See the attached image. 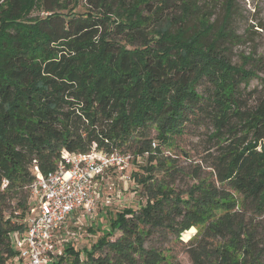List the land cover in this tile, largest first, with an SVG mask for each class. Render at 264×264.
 <instances>
[{
  "label": "trees",
  "instance_id": "1",
  "mask_svg": "<svg viewBox=\"0 0 264 264\" xmlns=\"http://www.w3.org/2000/svg\"><path fill=\"white\" fill-rule=\"evenodd\" d=\"M80 1L0 0V264L21 261L34 166L92 147L144 156L131 174L144 203L117 209L81 250L72 233L92 227L75 212L50 264H160L154 231L202 224L192 264H264V77L230 61L224 26L213 32L193 0ZM188 125L206 130L211 179L194 169L182 194L171 178L183 168L163 148Z\"/></svg>",
  "mask_w": 264,
  "mask_h": 264
},
{
  "label": "rangeland",
  "instance_id": "2",
  "mask_svg": "<svg viewBox=\"0 0 264 264\" xmlns=\"http://www.w3.org/2000/svg\"><path fill=\"white\" fill-rule=\"evenodd\" d=\"M173 2L174 0H170ZM198 5L197 16L206 17L209 23L213 24L215 32L224 26L225 36L221 37L219 45L225 50L230 61L236 65H243L246 68H256L259 76L264 77V0H193ZM83 2L80 1L79 8L83 9ZM72 5V4H70ZM170 6L168 10H172ZM44 14L42 10L34 8L29 11V16ZM188 24L196 23V14ZM199 18V17H198ZM259 62V63H258ZM257 64V65H256ZM257 79L250 82V87L255 86ZM246 97L249 94L244 93ZM206 130L201 127L188 125L185 132L175 137L171 147H165L164 153L172 155L176 163L183 168V172L174 174L171 178L174 191L184 194L198 180L193 178L192 171L200 167V177L210 180L211 173L201 157L205 155ZM154 134V132H153ZM152 134V135H153ZM124 154V170H114L106 173L99 180L96 190V204L92 214L83 217V228L92 227L91 237L85 236V232L73 238L78 249L86 247L90 240L96 239L100 234L99 227L108 224V217L124 205L139 207L145 200L140 187L135 184L131 174L144 165L143 157H134L129 150L119 151ZM28 201V215L35 211L36 200L30 195L29 189L24 193ZM29 195V196H28ZM16 207L15 199H6V211L9 212ZM264 222V220H263ZM202 225L191 226L189 229L176 236V232L162 226L154 231L147 241V245L161 249L167 255V260L160 264H169L170 261H177L179 264H192L188 248L197 241ZM87 229V228H86ZM264 229V223H263ZM82 231V228L78 230ZM189 231V232H187ZM106 250L103 249V253ZM101 253V252H100ZM15 264H22L16 260Z\"/></svg>",
  "mask_w": 264,
  "mask_h": 264
},
{
  "label": "built area",
  "instance_id": "3",
  "mask_svg": "<svg viewBox=\"0 0 264 264\" xmlns=\"http://www.w3.org/2000/svg\"><path fill=\"white\" fill-rule=\"evenodd\" d=\"M125 161L124 154L117 150L106 152L92 147L77 154L62 150L56 167L47 173L34 166L28 189L36 208L13 240L22 264H50L55 260L61 254L59 244L69 236L67 220L75 212L80 218L94 212L99 180L108 172L124 170ZM80 232H73L71 239L79 237Z\"/></svg>",
  "mask_w": 264,
  "mask_h": 264
}]
</instances>
